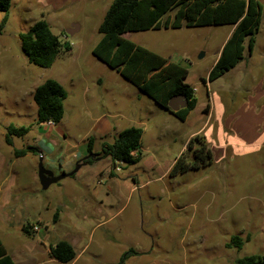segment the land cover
Masks as SVG:
<instances>
[{
  "label": "rangeland",
  "instance_id": "374dc122",
  "mask_svg": "<svg viewBox=\"0 0 264 264\" xmlns=\"http://www.w3.org/2000/svg\"><path fill=\"white\" fill-rule=\"evenodd\" d=\"M259 1L263 17L253 54L207 84L231 26L123 35L189 71L186 82L197 105L181 121L94 56L113 0H12L0 30V238L15 264H61L44 252L61 240L86 252L77 264H238L264 256V0ZM3 18L0 13V28ZM39 20L71 48L47 69L29 62L20 38ZM49 79L68 93L64 118L50 127L37 123L34 101L35 89ZM10 125L31 127L25 137L14 138V147L5 142ZM130 127L143 130L139 163L110 157L82 163L60 188L56 183L43 189L42 157L14 155V149L33 146L41 149L44 168L74 156L78 161L87 157L90 140L99 150ZM198 134L211 149V161L182 171L193 162L187 149ZM28 223L41 230L25 233ZM233 236L243 239L241 249L228 247Z\"/></svg>",
  "mask_w": 264,
  "mask_h": 264
},
{
  "label": "trees",
  "instance_id": "16d2710c",
  "mask_svg": "<svg viewBox=\"0 0 264 264\" xmlns=\"http://www.w3.org/2000/svg\"><path fill=\"white\" fill-rule=\"evenodd\" d=\"M11 4L12 0H0V13L4 14L0 30L8 22ZM262 17L263 6L259 0H113L100 25L99 32L103 37L93 49V54L166 112L185 121L197 105L195 90L186 82L189 71L135 44L123 35L128 32H144L162 28L180 29L219 25L233 27L208 79L204 80L207 84L234 69L246 58V54H253L262 25ZM20 38L22 50L29 62L46 69L53 66L60 54L71 50L69 46L64 47L63 41L52 32L46 20L37 21L27 32L22 33ZM180 95L187 98L188 106L177 112H171L168 108L170 100ZM67 97L66 89L54 79L39 85L34 92L37 123L59 124L64 118V102ZM30 131V126L10 125L6 127L5 142L14 147V138L25 137ZM142 136L141 128L125 129L119 133L113 144L103 143L101 154L81 162L91 165L100 156V159L110 157L114 161L129 165L137 164L140 156L136 151L141 146ZM89 152L92 154V140L89 142ZM187 152L191 154L193 162L183 166L182 171L196 169L202 164L206 165L212 158L211 149L201 134L191 138ZM28 154L38 155V148L29 146L24 149H14V155L17 158ZM182 159L183 156L178 159L172 172L179 167ZM58 217L59 211L56 212L55 219L58 220ZM33 227L28 223L23 226V231L32 234ZM242 246L243 239L238 236H233L228 244L230 248L241 249ZM134 254H136L134 251H130L129 256ZM49 256L60 263H70L76 258V251L71 243L61 240L50 246ZM0 264H15L1 239ZM238 264H264V256H248L240 259Z\"/></svg>",
  "mask_w": 264,
  "mask_h": 264
},
{
  "label": "crops",
  "instance_id": "0c3cea01",
  "mask_svg": "<svg viewBox=\"0 0 264 264\" xmlns=\"http://www.w3.org/2000/svg\"><path fill=\"white\" fill-rule=\"evenodd\" d=\"M232 31H233V27H232ZM232 31H231V33H232ZM231 33H230V35H231ZM230 35H229V37H230ZM228 37V38H229ZM228 40V39H227ZM224 46V45H223ZM223 48V47H222ZM222 50V49H221ZM221 52V51H220ZM220 55V54H219ZM47 126H49L48 124H46ZM50 127V126H49ZM51 128H53V127H51ZM104 129H106L107 131L110 129V126H109V124H107V125H105V127H103ZM38 148V155H36V156H40V157H42L41 159L42 160H44V156H43V153H42V151H41V149L39 148V147H37ZM101 149H102V146L100 147V149L99 150H96V149H94V147H93V145H92V154H94V155H97V154H101ZM91 153L88 151V155H90ZM87 155V156H88ZM27 156V155H26ZM25 156V157H26ZM32 156H33V154H32ZM35 156V155H34ZM33 156V157H34ZM84 156H86L85 154L83 155V157ZM79 157L78 156H74L73 158H71L70 160H65V161H59L58 163H56V162H52L51 164H48V166L46 167L45 166V168H46V170L48 171V173H50L53 177H56V176H58V175H61V174H64V173H68V172H71V170L72 169H70L71 168V166H72V164L74 163V164H76L77 162H79V161H81L83 158H81L80 160H78L77 161V159H78ZM100 160H102V159H100V156H98V159L97 160H95V161H100ZM77 161V162H76ZM94 161V162H95ZM76 162V163H75ZM93 162V163H94ZM4 163L5 162H0V168H2L3 167V165H4ZM92 163V164H93ZM114 166H115V164H114ZM112 175V174H111ZM112 176H114V175H112ZM114 178V177H113ZM81 185H83V186H86V189H85V191L87 190V185L85 184L86 182H84V181H81V182H79ZM54 184H56V183H54ZM57 184L59 185V188L62 186H60V181L59 182H57ZM51 186V185H50ZM49 186V187H50ZM83 192V191H82ZM99 194H100V192H99ZM84 197H85V195H84ZM83 204L84 205H87V203L86 202H83ZM88 204H89V201H88ZM67 208V207H66ZM57 211H59V210H57ZM58 219H59V217H58ZM7 222H8V220H6ZM57 222H58V220H57ZM56 222V223H57ZM38 226V225H37ZM41 226V225H40ZM34 230V228L32 229V231ZM41 229H40V227H38V230L36 231V233L37 232H39ZM36 233H34V232H32V235H34V234H36ZM1 239V238H0ZM2 241V240H1ZM3 243V242H2ZM4 245V244H3ZM73 245V244H72ZM5 247V246H4ZM50 247V246H49ZM49 247H45V249H44V252L47 254V256L49 257V259H50V261H56V260H54V259H51L50 258V256H49ZM76 251V250H75ZM85 251L84 250H82V251H80L79 253H77V251H76V258L73 260V261H71L70 263H61V264H77L82 258H83V255H85ZM135 253L136 254H134V255H139L138 254V252H136L135 251ZM122 258H123V256H122ZM121 258V259H122ZM14 261V260H13ZM90 260H87V264H90V262H89ZM126 261H127V259H126ZM58 262V261H57ZM60 263V262H59Z\"/></svg>",
  "mask_w": 264,
  "mask_h": 264
},
{
  "label": "water",
  "instance_id": "95a60500",
  "mask_svg": "<svg viewBox=\"0 0 264 264\" xmlns=\"http://www.w3.org/2000/svg\"><path fill=\"white\" fill-rule=\"evenodd\" d=\"M75 33V30H68L67 31V35L68 36H72ZM188 106V100L185 96L180 95V96H176L173 99L170 100L168 108L171 112H177L181 109H184ZM88 158H95L94 154H90L87 157H84L82 160L88 159ZM81 160V161H82ZM78 162L75 170L71 173H64L61 174L59 176L53 177L50 173H48V171L43 167L42 165V159H40V167H39V179H40V183L43 187V189H47L49 188L50 185L57 183L59 181H61L62 179L68 177V176H72L75 173H77L80 168L82 167V162Z\"/></svg>",
  "mask_w": 264,
  "mask_h": 264
},
{
  "label": "built area",
  "instance_id": "2783aa9c",
  "mask_svg": "<svg viewBox=\"0 0 264 264\" xmlns=\"http://www.w3.org/2000/svg\"><path fill=\"white\" fill-rule=\"evenodd\" d=\"M48 124H49V125H53V123H52V122H49ZM34 230H38V227H37V226H35V227H34Z\"/></svg>",
  "mask_w": 264,
  "mask_h": 264
}]
</instances>
